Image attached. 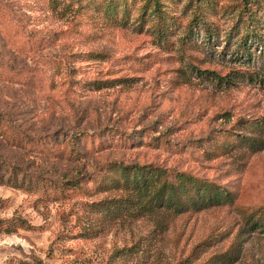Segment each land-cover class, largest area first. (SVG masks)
Wrapping results in <instances>:
<instances>
[{
    "label": "rangeland",
    "instance_id": "rangeland-1",
    "mask_svg": "<svg viewBox=\"0 0 264 264\" xmlns=\"http://www.w3.org/2000/svg\"><path fill=\"white\" fill-rule=\"evenodd\" d=\"M0 162V264H264V0H0ZM131 164L230 199L140 213Z\"/></svg>",
    "mask_w": 264,
    "mask_h": 264
},
{
    "label": "trees",
    "instance_id": "trees-1",
    "mask_svg": "<svg viewBox=\"0 0 264 264\" xmlns=\"http://www.w3.org/2000/svg\"><path fill=\"white\" fill-rule=\"evenodd\" d=\"M246 140L250 142V146L262 143L260 140L249 138ZM6 168V170H1L2 166H0V171L8 172L11 177L17 175L16 173H20V176L12 178L11 181L3 180V175L0 173V183L8 181L15 186L25 183L26 175L20 168L10 165H6ZM81 178L83 176L77 175L70 179H62L60 182L62 187L71 188L77 185ZM108 182L114 183L117 187L122 184L123 187L131 190L133 197H131L130 203H133L135 209L140 213H149L152 209L163 207L179 214L191 209L196 211L206 206L221 204L230 199L229 195L223 191H215L216 188L212 184L193 180L187 173L170 172L161 167L150 168L148 164L120 165L116 175L109 178Z\"/></svg>",
    "mask_w": 264,
    "mask_h": 264
}]
</instances>
